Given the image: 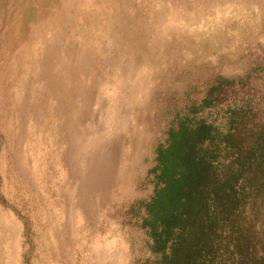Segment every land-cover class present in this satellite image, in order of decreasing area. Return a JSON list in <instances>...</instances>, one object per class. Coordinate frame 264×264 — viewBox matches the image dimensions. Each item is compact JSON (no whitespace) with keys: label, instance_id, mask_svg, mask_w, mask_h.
I'll use <instances>...</instances> for the list:
<instances>
[{"label":"rangeland","instance_id":"rangeland-1","mask_svg":"<svg viewBox=\"0 0 264 264\" xmlns=\"http://www.w3.org/2000/svg\"><path fill=\"white\" fill-rule=\"evenodd\" d=\"M263 63L264 0H0V264H153L157 148Z\"/></svg>","mask_w":264,"mask_h":264},{"label":"trees","instance_id":"trees-1","mask_svg":"<svg viewBox=\"0 0 264 264\" xmlns=\"http://www.w3.org/2000/svg\"><path fill=\"white\" fill-rule=\"evenodd\" d=\"M258 72L264 79V63ZM229 112L226 131L188 116L157 148L142 225L153 264H264V112Z\"/></svg>","mask_w":264,"mask_h":264}]
</instances>
